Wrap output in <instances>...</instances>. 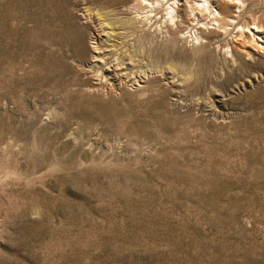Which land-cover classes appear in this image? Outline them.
Segmentation results:
<instances>
[{"label":"rangeland","instance_id":"rangeland-1","mask_svg":"<svg viewBox=\"0 0 264 264\" xmlns=\"http://www.w3.org/2000/svg\"><path fill=\"white\" fill-rule=\"evenodd\" d=\"M0 264H264V0H0Z\"/></svg>","mask_w":264,"mask_h":264},{"label":"bare ground","instance_id":"bare-ground-1","mask_svg":"<svg viewBox=\"0 0 264 264\" xmlns=\"http://www.w3.org/2000/svg\"><path fill=\"white\" fill-rule=\"evenodd\" d=\"M206 7H207V6H206ZM170 9H172V7H170ZM173 10H174V9H173ZM104 19H105V18H104ZM114 20H115V19H114ZM130 20H131V19H130ZM98 22H99V21H98ZM110 22H112V21H110ZM117 23H118V21H117V22H116V21L113 22L114 25H116ZM110 24H111V23H110ZM118 24H119V23H118ZM118 24H117V25H118ZM129 24H130V23H129ZM111 25H112V24H111ZM104 26H105V25H104ZM105 27H106V26H105ZM105 27H104V28H105ZM259 27H260V26H259ZM135 28H136V27H135ZM112 30H113V29H112ZM114 31H115V30H114ZM136 31H137V30H136ZM131 32H132V30H131ZM133 32H135V31H133ZM131 35H132V34H131ZM93 46H94V45H93ZM94 47H95V46H94ZM99 47H100V46H99ZM99 47H98V48H99ZM143 49H144V48H143ZM142 51H143V50H142ZM99 52H100V51H99ZM114 52H115V51H114ZM137 52H138V51H137ZM148 53H149V52H148ZM148 53H147V54H148ZM123 54H124V53H123ZM133 54H134V53H133ZM140 54H141V53H140ZM137 55H138V54H137ZM96 56H97V55H96ZM98 56H99V55H98ZM99 58H100V57H99ZM100 59H101V58H100ZM113 59H114V58H113ZM102 60H103V58H102ZM110 60H111V59H110ZM98 61H99V60H98ZM125 61H126V60H125ZM127 61H128V60H127ZM138 61H139V60H138ZM96 62H97V61H96ZM101 63H102V62H101ZM102 64H103V63H102ZM106 64H107V63H106ZM116 64H117V63H116ZM101 66H102V65H101ZM110 66H111V65H110ZM125 67H126V66H125ZM125 67H124V68H125ZM129 67H130V66H129ZM124 68H123V69H124ZM130 68H131V67H130ZM105 69H106V68H105ZM110 69H111V68H110ZM110 69H109V70H110ZM117 69H118V68H117ZM127 69H128V68H127ZM115 71H116V70H115ZM120 71H121V70H120ZM143 71H144V70H143ZM107 72H108V70H107ZM103 84H104V83H103Z\"/></svg>","mask_w":264,"mask_h":264}]
</instances>
